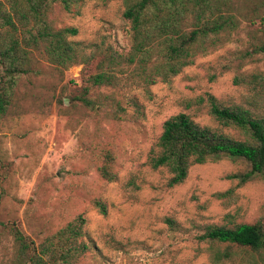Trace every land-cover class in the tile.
I'll use <instances>...</instances> for the list:
<instances>
[{
  "label": "rangeland",
  "instance_id": "rangeland-1",
  "mask_svg": "<svg viewBox=\"0 0 264 264\" xmlns=\"http://www.w3.org/2000/svg\"><path fill=\"white\" fill-rule=\"evenodd\" d=\"M232 3L238 25L230 39L146 90L121 79L90 87L85 103L77 96L94 62L57 68L34 52L0 117V221H14L39 242L80 215L86 250L73 264H217L212 255L223 245L200 239L205 227L258 220L264 232V181L249 173L244 159L217 156L193 164L171 186L167 170L148 163L163 120L180 112L243 137L209 116L207 95L253 114L263 111L264 87L251 78L264 72L255 49L263 0ZM122 10L121 0H84L77 14L54 6L48 20L75 27L73 41L122 51L128 28ZM103 164L111 180L100 175ZM12 251L0 229V264Z\"/></svg>",
  "mask_w": 264,
  "mask_h": 264
},
{
  "label": "trees",
  "instance_id": "trees-1",
  "mask_svg": "<svg viewBox=\"0 0 264 264\" xmlns=\"http://www.w3.org/2000/svg\"><path fill=\"white\" fill-rule=\"evenodd\" d=\"M83 2L0 0V117L6 113L18 78L30 71L34 52L57 68L94 62V71L85 76L86 84L77 96L87 103L83 95L92 86H114L123 79L146 90L156 82L170 80L196 55L228 41L238 25L232 0H121V15L128 28L127 47L119 51L73 41L69 37L75 35V27H55L48 20L54 6L77 14ZM259 31L261 40L255 49L264 57V13ZM251 78L259 88L264 87V72ZM206 105L214 121L241 130L243 137L201 125L180 112L163 120L148 158L150 167L166 169L167 185L171 186L180 183L193 164L217 156L240 157L248 162L249 173L264 181V109L253 114L241 106L222 105L211 95H207ZM99 173L107 180L113 178L104 164ZM94 205L104 213L103 204L95 201ZM83 223L77 215L35 242L14 221H0L13 250L5 264H73L86 250L81 239ZM199 238L223 245L221 251L213 252L214 263H264V232L258 220L209 225Z\"/></svg>",
  "mask_w": 264,
  "mask_h": 264
}]
</instances>
